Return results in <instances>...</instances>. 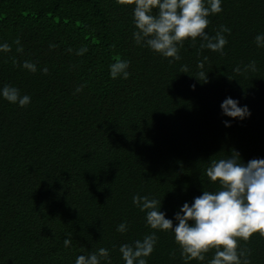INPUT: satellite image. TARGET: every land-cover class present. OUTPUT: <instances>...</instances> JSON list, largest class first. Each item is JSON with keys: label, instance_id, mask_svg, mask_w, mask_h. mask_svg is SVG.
<instances>
[{"label": "trees", "instance_id": "16d2710c", "mask_svg": "<svg viewBox=\"0 0 264 264\" xmlns=\"http://www.w3.org/2000/svg\"><path fill=\"white\" fill-rule=\"evenodd\" d=\"M133 7L0 0V44L10 46L0 51V86L31 98L24 107L0 98V264H74L101 247L107 264H124L119 246L152 231L147 264H184L172 232L146 226L132 197L161 201L172 218L183 202L217 189L205 175L209 159L233 150L245 163L264 158V47L254 42L264 33V0H222L205 29H230L222 54L186 39L171 63L135 43ZM118 59L129 61L127 79L109 76ZM226 97L250 116L223 115ZM237 247L248 264H264L259 233Z\"/></svg>", "mask_w": 264, "mask_h": 264}, {"label": "clouds", "instance_id": "9594fccd", "mask_svg": "<svg viewBox=\"0 0 264 264\" xmlns=\"http://www.w3.org/2000/svg\"><path fill=\"white\" fill-rule=\"evenodd\" d=\"M117 3L134 4L131 11L135 43L164 58H171L169 63L180 59L178 46L186 39L199 38L200 48L221 54L227 43L224 33L230 29L224 25H220L214 35L205 30L209 15L222 11V0H117ZM254 42L257 47H264V33H258ZM15 43L19 44V40ZM8 50L9 44H0V51ZM84 51L86 48H81L77 54ZM254 63L250 62L246 67L254 68ZM22 66L35 71V65L28 61ZM128 66L129 61L116 60L109 65V76L127 79ZM198 67L202 68V63H198ZM199 75L205 74L201 72ZM0 98L19 107L26 106L31 100L30 96L21 95L19 89L11 85L0 86ZM220 109L223 115L237 120H244L251 114L247 105H239V101L232 97H226ZM222 122L225 127L231 124V120ZM205 175L209 183L218 186L217 189L203 190L193 197L191 203L183 202L172 218H166L165 212L161 211V201L155 198L134 195L132 203L144 213V222L150 229L172 232L184 264L193 260L205 261V254L210 250L212 256L207 264H248L245 252L238 251V239L247 241L254 233L264 237V158L250 159L245 163L233 150L226 158L209 159ZM116 231L126 232V223L117 225ZM63 243L65 247L69 246L70 239L65 238ZM155 244L156 232H149L131 244H121L120 258L124 264H147L145 258L153 252ZM108 259L109 250L101 247L77 255L74 264H101L102 260L107 264Z\"/></svg>", "mask_w": 264, "mask_h": 264}]
</instances>
